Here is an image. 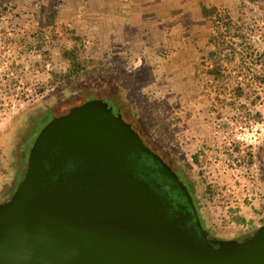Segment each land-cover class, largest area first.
<instances>
[{
  "label": "rangeland",
  "instance_id": "obj_1",
  "mask_svg": "<svg viewBox=\"0 0 264 264\" xmlns=\"http://www.w3.org/2000/svg\"><path fill=\"white\" fill-rule=\"evenodd\" d=\"M97 10L87 0H0V75L9 72V85L6 80L0 85V201L15 192L40 130L68 109L101 96L123 103L144 130L184 149L188 158L199 155L192 169L200 179L202 215L216 237L237 238L264 224V87L256 88L261 97L256 103L254 94L237 99L234 93L238 83H256L264 64L249 56L242 61L240 47L234 56L224 51L209 60L206 48L208 36L223 25L221 17L232 16L249 26L256 49L264 51V0H225L211 19L203 52L186 54L172 53V47L160 54L153 47L138 56L130 44L99 35L93 25ZM75 35L85 39L84 56L93 72L78 84H55L39 92L37 84L54 81L67 66L61 48L71 45ZM216 65L226 68L225 92L210 86L213 78L207 79L209 86L203 79ZM6 91L9 99L4 100ZM259 112L262 118L257 120ZM238 216L251 220L240 223Z\"/></svg>",
  "mask_w": 264,
  "mask_h": 264
},
{
  "label": "water",
  "instance_id": "obj_2",
  "mask_svg": "<svg viewBox=\"0 0 264 264\" xmlns=\"http://www.w3.org/2000/svg\"><path fill=\"white\" fill-rule=\"evenodd\" d=\"M142 152L138 132L104 100L52 118L0 202V264H264V224L223 239L199 218L193 232L172 220L171 204L135 172Z\"/></svg>",
  "mask_w": 264,
  "mask_h": 264
},
{
  "label": "crops",
  "instance_id": "obj_3",
  "mask_svg": "<svg viewBox=\"0 0 264 264\" xmlns=\"http://www.w3.org/2000/svg\"><path fill=\"white\" fill-rule=\"evenodd\" d=\"M92 2L98 6L93 25L99 35L114 38L119 45L130 44L138 56L153 47L160 54L170 47L175 54L203 52L212 20L202 6L219 10L225 4V0H87Z\"/></svg>",
  "mask_w": 264,
  "mask_h": 264
},
{
  "label": "flooded vegetation",
  "instance_id": "obj_4",
  "mask_svg": "<svg viewBox=\"0 0 264 264\" xmlns=\"http://www.w3.org/2000/svg\"><path fill=\"white\" fill-rule=\"evenodd\" d=\"M5 76L9 77V72L4 73L2 77L0 75V85L2 86L4 85L3 80H9V78H5ZM20 77L23 79L25 78L24 68ZM7 84L9 85V81H7ZM2 98L4 100L9 99V91H6ZM92 99H101L107 102L101 96H96L90 100ZM107 103L113 108L114 114H121L124 120L131 124L132 128L138 132L142 143L149 149V153L142 152L140 158L134 156V169L138 177L146 181L152 189L159 193L164 202L171 204V207H168L170 218L172 220H184V224H187L186 226L190 230L193 229L192 226L196 225L197 218H199L202 227L214 235L206 219L202 215L198 194L200 179L197 174H194L192 169V164H195V157H191V159L188 158L184 149L179 151L177 147L169 145L165 141H161V139L153 135L148 129L144 130L142 125L138 122V117L132 111L130 112L123 103H118L110 98ZM69 167H71V165L66 167L65 170H68ZM23 169L17 185H19L21 181ZM181 184L186 187V192H188L191 201L188 200L184 191L181 190ZM6 198L2 199L0 202ZM251 231L252 230L248 232Z\"/></svg>",
  "mask_w": 264,
  "mask_h": 264
},
{
  "label": "trees",
  "instance_id": "obj_5",
  "mask_svg": "<svg viewBox=\"0 0 264 264\" xmlns=\"http://www.w3.org/2000/svg\"><path fill=\"white\" fill-rule=\"evenodd\" d=\"M202 9L207 16L211 17V19L218 13V9L216 7L202 6ZM54 14L55 12H50L48 16L53 17ZM221 19L223 22L222 27L216 28V33L210 34L206 42L208 59L212 60L214 57L224 51L228 52L229 55L232 54L234 56L240 52L238 50L240 47L242 49L241 54L243 55L242 61H245L247 58L246 56H249L250 60L256 63L264 64V51L256 49V42L253 41L252 36L248 33L249 26L246 24H240L239 21H237L232 16L221 17ZM227 36H230L232 39L230 43L226 39ZM40 42L41 39L37 43L39 48L41 47ZM86 48L87 45L85 39L80 35H75L72 37L71 45H67L66 43L63 44L60 58L67 63V66L65 69L60 70L57 75H55L56 77L54 81L51 80L49 82H40L37 84L36 89L39 92H43L55 84L61 85L62 88H66L82 82L90 73L93 72V70L89 68L88 59L84 56ZM49 53V50L46 51L45 56L48 57L50 55ZM209 78H213L215 81L214 84L210 85L211 87L218 86V88L224 92L227 90V74L225 67L222 65H216L214 68L207 69L206 76L203 77L206 85H208L207 79ZM255 81V84L250 80L236 84L234 87V93L237 96V99H240L241 96L246 97L245 95L254 94V99L252 101L253 103H256V101L261 98L256 94V88H259V85L264 87V75L256 76ZM218 98L221 100V104L224 103L223 98L220 96ZM237 99L229 103L231 108L234 107ZM243 108L246 110V105H243ZM255 116L257 120H260L262 118V113H255ZM223 124L225 126L228 125L227 122ZM236 147H238V145H236ZM198 157L199 155L196 154V160H198ZM249 157L250 159L253 157L251 152H249ZM207 190L209 194L215 192V190L212 188V185H209ZM236 218L240 223L247 222L244 217L238 216Z\"/></svg>",
  "mask_w": 264,
  "mask_h": 264
},
{
  "label": "built area",
  "instance_id": "obj_6",
  "mask_svg": "<svg viewBox=\"0 0 264 264\" xmlns=\"http://www.w3.org/2000/svg\"><path fill=\"white\" fill-rule=\"evenodd\" d=\"M248 199L250 200V195H249ZM241 206H242V205H241ZM245 218H246V217H245ZM253 218H256V216H254ZM246 220L249 222L251 219H246ZM229 222L235 223L234 220L231 219V217H230V219H229Z\"/></svg>",
  "mask_w": 264,
  "mask_h": 264
}]
</instances>
